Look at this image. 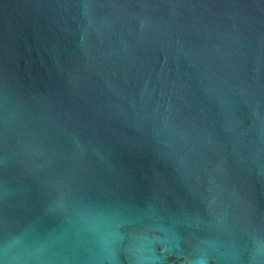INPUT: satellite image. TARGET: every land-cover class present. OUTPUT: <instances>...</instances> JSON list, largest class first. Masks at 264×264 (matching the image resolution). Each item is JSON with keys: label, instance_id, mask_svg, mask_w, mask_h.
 Masks as SVG:
<instances>
[{"label": "water", "instance_id": "obj_1", "mask_svg": "<svg viewBox=\"0 0 264 264\" xmlns=\"http://www.w3.org/2000/svg\"><path fill=\"white\" fill-rule=\"evenodd\" d=\"M0 264H264V0H0Z\"/></svg>", "mask_w": 264, "mask_h": 264}]
</instances>
